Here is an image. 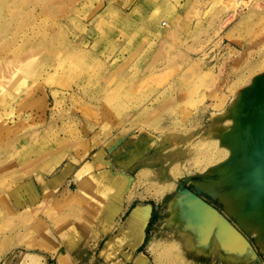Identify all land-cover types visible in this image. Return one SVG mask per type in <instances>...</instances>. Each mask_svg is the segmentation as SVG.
Instances as JSON below:
<instances>
[{"label": "rangeland", "instance_id": "rangeland-1", "mask_svg": "<svg viewBox=\"0 0 264 264\" xmlns=\"http://www.w3.org/2000/svg\"><path fill=\"white\" fill-rule=\"evenodd\" d=\"M237 1L0 0V64L25 63L26 82L0 85V264H264L191 183L224 162L212 133L264 80V0ZM185 189L230 231L193 223ZM139 202L154 212L135 255L107 239Z\"/></svg>", "mask_w": 264, "mask_h": 264}, {"label": "bare ground", "instance_id": "bare-ground-1", "mask_svg": "<svg viewBox=\"0 0 264 264\" xmlns=\"http://www.w3.org/2000/svg\"><path fill=\"white\" fill-rule=\"evenodd\" d=\"M232 1L224 0L226 10L229 9ZM242 1L245 2V0H238L237 2L242 4ZM160 15H164L160 8L151 10L149 19L157 23L155 20ZM165 16L172 21L171 16ZM163 20L161 19V23ZM174 32L175 30L171 26L163 33L173 34ZM161 33L162 31H159L158 34ZM16 63L17 60L15 64L12 61L11 63L0 64V85L5 84L4 82L10 76V81L13 78V84L10 82L11 85H14L15 90L19 91L26 83L21 76L25 63ZM261 79L259 83L257 82V85H260H256L246 94L247 96L242 103L243 108L236 113L237 116L233 117L235 122L228 130L229 132L226 129H221L212 133L215 143L218 144L219 142L223 146L222 153L225 155L223 164L221 162L213 166L210 163L212 166L205 167L202 174L206 175V179L201 182L193 180L191 183L197 188H194L195 191L208 196L210 199L217 200L222 209L227 211L247 234L252 235L259 248L264 250V80ZM215 115L217 114L214 113ZM175 202H181V205L186 206L184 210L188 218L190 217L195 224L200 225L196 218L197 215L208 220L218 216L222 220L221 215L215 209L207 206V203L199 199L197 195L188 192L187 189L182 190L177 195ZM194 209L197 211L195 215L192 214ZM146 213L144 208L138 206L127 219L130 228L132 231L134 230L133 233L139 236V240L143 236L142 225ZM220 219L217 220L227 233L230 231L229 227ZM233 237L239 241L235 234ZM139 256L133 264H147L149 257L145 254Z\"/></svg>", "mask_w": 264, "mask_h": 264}, {"label": "crops", "instance_id": "crops-1", "mask_svg": "<svg viewBox=\"0 0 264 264\" xmlns=\"http://www.w3.org/2000/svg\"><path fill=\"white\" fill-rule=\"evenodd\" d=\"M154 9H157V7L153 8V10ZM163 14H165V13H163ZM155 22H158V18H157V20H155ZM194 195H196V194H194ZM199 199H201V198H199ZM138 206H141L142 208H144L145 212H147L145 214L146 216H145V219H144V222H143V225H142V227H143L142 228L143 229V236H142L141 240H139V236H137L136 234H134L132 232V230H131V228L129 226H127L128 228L124 227L125 226V223L124 222L127 221L128 217H130L133 214V212L137 209ZM153 212H154L153 205L151 203H148V202H139V203H136L135 205H127V206L123 207L122 210H121V214L124 213L125 214V217H124V219L121 220V222H120L119 227L117 228V230H115L116 232H114V236L110 237L107 240H110V242H111L112 241L111 238H114V240H116L118 237H120V238L123 237L124 238V241L129 246L128 252L134 251V252H136L135 253V255H136L138 252H140V251H138L139 247L142 244H146L145 243V240H146V237H147V227H148L151 219L153 218ZM106 242L107 241L104 242L105 243L104 244V247L108 243V242L107 243ZM139 257L140 256H138L137 258H139ZM149 261H150V259L148 260L147 264H149Z\"/></svg>", "mask_w": 264, "mask_h": 264}, {"label": "water", "instance_id": "water-1", "mask_svg": "<svg viewBox=\"0 0 264 264\" xmlns=\"http://www.w3.org/2000/svg\"><path fill=\"white\" fill-rule=\"evenodd\" d=\"M198 196V195H197ZM199 197V196H198ZM200 198V197H199ZM205 202V201H204ZM205 203H207V202H205ZM207 205H209L208 203H207ZM210 206V205H209ZM214 209V208H213ZM216 210V209H215Z\"/></svg>", "mask_w": 264, "mask_h": 264}, {"label": "built area", "instance_id": "built-area-1", "mask_svg": "<svg viewBox=\"0 0 264 264\" xmlns=\"http://www.w3.org/2000/svg\"><path fill=\"white\" fill-rule=\"evenodd\" d=\"M163 24L165 25L166 24V21H163Z\"/></svg>", "mask_w": 264, "mask_h": 264}]
</instances>
